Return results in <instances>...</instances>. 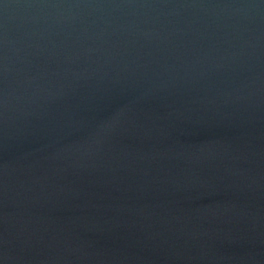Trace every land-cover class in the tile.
Wrapping results in <instances>:
<instances>
[{"label": "water", "instance_id": "water-1", "mask_svg": "<svg viewBox=\"0 0 264 264\" xmlns=\"http://www.w3.org/2000/svg\"><path fill=\"white\" fill-rule=\"evenodd\" d=\"M0 264H264V0H0Z\"/></svg>", "mask_w": 264, "mask_h": 264}]
</instances>
